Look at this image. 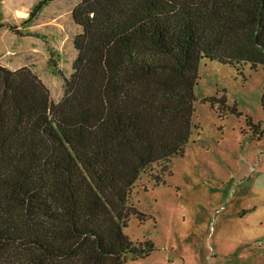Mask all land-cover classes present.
<instances>
[{"label": "trees", "instance_id": "1", "mask_svg": "<svg viewBox=\"0 0 264 264\" xmlns=\"http://www.w3.org/2000/svg\"><path fill=\"white\" fill-rule=\"evenodd\" d=\"M72 14L82 31L60 100L29 65L0 63V264L149 256L151 239L125 233L146 218L132 189L184 155L201 58L264 65V0H79Z\"/></svg>", "mask_w": 264, "mask_h": 264}, {"label": "rangeland", "instance_id": "2", "mask_svg": "<svg viewBox=\"0 0 264 264\" xmlns=\"http://www.w3.org/2000/svg\"><path fill=\"white\" fill-rule=\"evenodd\" d=\"M39 1L0 0V63L29 65L58 101L82 31L72 14L79 0H52L27 24ZM199 73L184 155L173 157L172 173L162 181L142 172L132 189L131 200L146 218L131 215L125 233L134 241L151 239L156 250L127 264H264V65L238 69L202 57ZM210 96L226 103L213 105Z\"/></svg>", "mask_w": 264, "mask_h": 264}, {"label": "crops", "instance_id": "3", "mask_svg": "<svg viewBox=\"0 0 264 264\" xmlns=\"http://www.w3.org/2000/svg\"><path fill=\"white\" fill-rule=\"evenodd\" d=\"M233 192H234V186L232 185L231 186V188H230V190L228 191V194L225 196L226 198L228 197V198H230L232 195H233ZM223 207V204L222 205H220V206H218L217 207V209H220V208H222ZM246 211V209L245 210H243V212H245ZM242 212V211H241ZM212 248V245H211V243H209V249H211Z\"/></svg>", "mask_w": 264, "mask_h": 264}, {"label": "built area", "instance_id": "4", "mask_svg": "<svg viewBox=\"0 0 264 264\" xmlns=\"http://www.w3.org/2000/svg\"><path fill=\"white\" fill-rule=\"evenodd\" d=\"M208 264H215V262L209 259Z\"/></svg>", "mask_w": 264, "mask_h": 264}]
</instances>
